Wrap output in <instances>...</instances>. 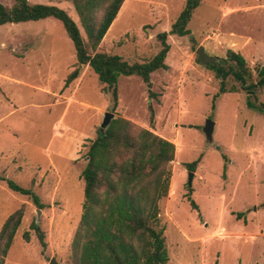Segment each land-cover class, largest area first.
<instances>
[{"label":"rangeland","instance_id":"374dc122","mask_svg":"<svg viewBox=\"0 0 264 264\" xmlns=\"http://www.w3.org/2000/svg\"><path fill=\"white\" fill-rule=\"evenodd\" d=\"M16 0H0L13 5ZM67 10L86 33L72 0H28ZM186 0H125L99 50L129 63L152 59L168 32L165 62L151 75H121L118 102L89 65L66 85L77 66L72 39L55 17L0 25V232L23 208L5 264H74L73 240L81 221L87 152L105 113L124 117L176 145L168 192L159 200L167 264H264V111L232 74L222 78L200 61L203 45L227 66L241 53L256 82L264 66V0H202L189 33H172ZM264 102V86L256 92ZM150 103L154 112L151 123ZM113 118V119H114ZM215 121L213 141L204 132ZM200 158L195 170L188 164ZM194 172L192 186L188 185ZM31 188L42 202L11 189ZM191 195L199 209L187 198ZM44 233L43 247L34 228Z\"/></svg>","mask_w":264,"mask_h":264},{"label":"trees","instance_id":"16d2710c","mask_svg":"<svg viewBox=\"0 0 264 264\" xmlns=\"http://www.w3.org/2000/svg\"><path fill=\"white\" fill-rule=\"evenodd\" d=\"M125 0H72L86 33L82 34L79 24L66 9L45 3H31L16 0L11 6L0 2V25L40 20L48 17L60 19L72 39L77 66L66 78V85L78 78L81 68L89 64L105 84L104 92H110L114 107L118 102V80L121 75L138 74L146 84L149 95L152 90L151 75L160 68H167L165 62L170 45L168 32L158 34L161 50L150 60L129 63L121 55L108 54L99 47L108 29L115 20ZM202 0H186V4L171 32L179 35L189 33L188 23ZM230 63L227 66L212 64L218 77L225 79L232 74L241 81L248 93V105L264 111V102L256 101V92L264 86V66L258 72V80L250 81L252 74L246 66L245 57L229 50ZM151 123L154 112L150 103ZM176 145L149 128L134 121L117 117L105 129H99L87 152V164L82 171L85 182L84 203L81 221L73 240L74 264H167L169 255L164 228L160 224L159 200L168 192ZM200 158L188 164L195 170ZM9 187L22 194L31 195L43 206L39 196L31 188L7 180ZM187 198L194 209H199L191 195ZM23 208L11 214L0 232V264L12 245L21 223ZM43 247L45 236L40 226L34 223Z\"/></svg>","mask_w":264,"mask_h":264},{"label":"water","instance_id":"95a60500","mask_svg":"<svg viewBox=\"0 0 264 264\" xmlns=\"http://www.w3.org/2000/svg\"><path fill=\"white\" fill-rule=\"evenodd\" d=\"M197 53L199 54L200 61L203 64L212 65L213 61L216 59L215 56L209 55L208 52H206V49L203 45H201L197 49ZM113 118H114V113L107 111L105 113V116H104V119H103V122L101 124L100 129H105L106 127H108ZM215 125H216L215 121H213L211 119H207L206 123L204 125V132L206 133V136H207L208 140H210V141H213V134H214V130H215ZM193 176H194V172L190 171L189 178H188V185L189 186H192ZM50 264H59V262L57 261V259L55 257H53L50 260Z\"/></svg>","mask_w":264,"mask_h":264}]
</instances>
